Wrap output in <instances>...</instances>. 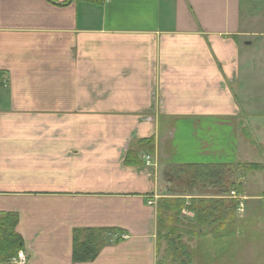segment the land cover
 I'll return each instance as SVG.
<instances>
[{"label": "crops", "instance_id": "obj_1", "mask_svg": "<svg viewBox=\"0 0 264 264\" xmlns=\"http://www.w3.org/2000/svg\"><path fill=\"white\" fill-rule=\"evenodd\" d=\"M263 18L264 0H0V264L8 215L24 264H156L170 166L264 164ZM90 229L99 252L74 261Z\"/></svg>", "mask_w": 264, "mask_h": 264}, {"label": "rangeland", "instance_id": "obj_2", "mask_svg": "<svg viewBox=\"0 0 264 264\" xmlns=\"http://www.w3.org/2000/svg\"><path fill=\"white\" fill-rule=\"evenodd\" d=\"M257 15L259 17V14ZM261 24V28H264V18ZM263 41L264 38H253V45L250 46V52L252 55L254 54L253 57L257 55V58L260 57L262 62H264ZM253 78L256 77L253 76ZM255 83L258 88H261L262 94H264V78H257V82L255 79ZM250 103L253 104L254 100L250 101ZM246 129L250 133L251 129L248 124ZM252 140L255 141L251 136ZM139 147L141 146L139 145ZM258 147L262 146L258 144ZM140 150L142 151L143 148ZM146 157L145 155L144 158ZM260 171H264V169L235 174L231 177L232 181L242 182L243 184L244 192L241 195L236 194V196L232 194V188L226 195H220L213 187L205 188L201 185L192 187L189 182L186 183L184 180L168 181L172 196L167 197L185 195H190L188 199L224 197L228 199L226 200L228 201L226 206H231V199L235 196V198L242 200L241 202L243 203L242 209H239L234 219L224 227L219 226L218 223H212L211 225H197L193 229L192 225H195L193 221L194 214L187 209L182 211L178 221L172 223V228L177 231L174 237L181 234L184 235L182 242L188 246L191 252L192 264H264V245L262 248V241H264V178L259 180L256 177V173ZM259 174L264 177V172ZM148 204L154 205L156 211H158L159 199H149ZM158 222L157 216V231ZM191 231L194 232L193 235H191ZM170 236L167 238H170ZM189 236L192 237L190 238ZM230 238L231 242L229 241ZM161 262L163 264H187L188 260L182 254L173 255L168 239L164 237L156 245V264Z\"/></svg>", "mask_w": 264, "mask_h": 264}, {"label": "trees", "instance_id": "obj_3", "mask_svg": "<svg viewBox=\"0 0 264 264\" xmlns=\"http://www.w3.org/2000/svg\"><path fill=\"white\" fill-rule=\"evenodd\" d=\"M139 143H144L141 149L145 147L150 153H154V138H147L139 140ZM254 142V140H252ZM141 145V144H140ZM145 145V146H144ZM134 155V156H130ZM133 157V158H132ZM133 159V160H132ZM128 163L141 164L142 159L135 152L130 151L126 157ZM264 164L260 163H249V162H236V163H216V164H181L173 165L166 171V177L168 181L184 180L186 183L189 182L190 186L196 187L201 185L203 187H213L217 190L220 195H226L232 191L236 194L241 195L243 190L242 182L232 181V176L235 174H243L248 171L253 170H263ZM231 199V198H230ZM233 199V200H232ZM231 199V206H226L228 200L224 197L219 198H186L185 196L176 197H162L159 199L157 216L158 222V235L157 243H160L165 237L168 239L169 247L172 249L173 255L182 254L188 260L187 264H192V255L186 244L182 242L184 235L176 234V229L172 228V223L178 221L182 211L187 209L191 211L193 216V221L195 225H192L194 229L197 225H211L212 223H218L219 226H226L227 223L234 219L235 214L240 208V203L242 200L237 198ZM189 200V201H188ZM11 215L5 216L2 224V236L5 239L14 237L17 241V246L15 252L18 253L19 248L22 247L20 238L14 232V226L16 224V219L11 218ZM112 234L115 231H120L118 229H109ZM98 229H90L91 235L85 239L81 240L76 232L74 236V246H73V260L74 261H89L95 258L100 249V238L98 236ZM192 232V231H191ZM189 233V232H187ZM194 232L191 233L193 235ZM171 235V236H170ZM170 238H167L169 237ZM102 237V236H101ZM190 238L192 236H189ZM113 238H111V241ZM13 240V239H12ZM122 240V235L114 239V242H119ZM110 242V240H107ZM7 258L12 257L6 256ZM160 264H163L161 262Z\"/></svg>", "mask_w": 264, "mask_h": 264}, {"label": "built area", "instance_id": "obj_4", "mask_svg": "<svg viewBox=\"0 0 264 264\" xmlns=\"http://www.w3.org/2000/svg\"><path fill=\"white\" fill-rule=\"evenodd\" d=\"M102 1L103 2H108L109 0H102ZM149 158L150 157L148 156L146 159H149ZM232 194L236 196V193L234 191L232 192ZM242 207H243V203L241 202L239 209H242ZM26 259H27V256H26L25 252L19 251L17 256L15 258L11 259V262H13L15 264H24L26 262Z\"/></svg>", "mask_w": 264, "mask_h": 264}]
</instances>
